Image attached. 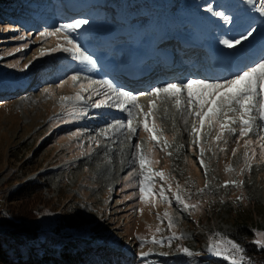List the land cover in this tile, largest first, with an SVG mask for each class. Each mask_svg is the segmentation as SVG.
<instances>
[{"label": "rangeland", "instance_id": "obj_1", "mask_svg": "<svg viewBox=\"0 0 264 264\" xmlns=\"http://www.w3.org/2000/svg\"><path fill=\"white\" fill-rule=\"evenodd\" d=\"M132 1L19 0L18 6L11 8L13 19L0 22V230L15 228L11 225L15 213L10 194L26 181L42 178L50 186L45 191L50 204L35 209L36 230L32 236L33 243L43 246L44 251L59 250L74 239H86L99 246L107 243L105 254L112 257L101 264H198L199 257L223 264H232L233 260L250 264L232 233L247 225L253 229L256 243H264V129L256 126L260 121L243 138L239 137L237 122L231 125L234 134L224 131L217 140L219 126H210L205 118L200 139L193 143L196 137L192 128L200 125L194 115L196 108L185 111V91L179 109L174 98L156 101L148 121L150 127L155 121L160 137L157 143L143 130V116L133 121L135 134L123 126L133 107L120 110L128 117L111 125L102 123L106 121L100 119L103 115L82 108L99 112L106 107L112 114L118 108L115 105L122 104L113 91L119 90L121 80L117 78L122 74L116 78L113 70L135 69L141 59L138 55L148 51V46L173 38L182 49L195 50L200 56L209 43L207 34L196 26L195 16L205 17L210 31L226 40L232 17L238 16L241 24L245 8L252 3L261 12L264 0H147V15L139 13ZM78 19L88 23L67 34L94 64L74 59L73 53L54 51L58 44L66 46L62 35L41 36ZM157 21L161 25L154 28ZM149 26L148 34L139 38ZM250 26L246 32L264 29V20L257 18ZM164 32L171 36L163 38ZM245 33L233 40L244 41ZM127 37L132 41H126ZM196 39L202 41L197 43ZM129 51L135 55L128 56ZM227 56L237 59L231 53ZM262 58L264 49L230 74L224 73L223 61L215 67L208 66L209 62L191 70L200 75L190 74L181 84L188 80L222 81ZM99 61L106 65V72L97 66ZM72 75L78 76L75 84L70 82ZM167 83H172L169 78L152 85L149 91ZM213 91L195 86L192 96L199 100ZM77 93L81 100L61 102V97L74 98ZM153 100L150 97L139 104L145 113ZM102 101L107 103L95 106ZM105 127L108 132L116 131V138L115 134L112 139L101 134ZM109 144L124 147L121 153H115L119 165L114 173L106 166L115 155L104 150ZM137 144L139 151L153 161L143 170L134 148ZM158 172L164 173L163 180L154 175ZM148 176L151 179H145ZM141 182L146 189L143 202ZM177 196L194 207L185 209ZM229 242L238 245L240 251ZM216 251L221 254L216 255Z\"/></svg>", "mask_w": 264, "mask_h": 264}, {"label": "snow or ice", "instance_id": "obj_2", "mask_svg": "<svg viewBox=\"0 0 264 264\" xmlns=\"http://www.w3.org/2000/svg\"><path fill=\"white\" fill-rule=\"evenodd\" d=\"M261 12L264 13V5L261 6ZM88 21L85 19L75 20L73 23L61 25L54 32H44L41 33V36H56L58 34L63 36V40L66 44L65 47L61 48L59 44L54 51H64L74 54V59L85 61L88 63L94 62L91 60L89 55H87L84 51L81 50L80 46L76 44L67 33L74 32L76 29L80 28L82 25L87 24ZM251 35V31L246 32L243 35V39H247L248 36ZM241 43L240 38H236L235 40H226L224 44L228 48H233L236 45ZM41 54H45L43 51ZM78 81V76L72 75L70 77V82L75 84ZM194 86L203 87L206 89H213L214 91L211 93L209 97L201 98L199 100L195 99L192 96V88ZM109 88H112V85H108ZM80 89L84 90L85 85L81 84ZM228 90V91H226ZM48 92V89H45ZM116 92L118 98L127 97L128 103L132 105L133 108L137 109L135 116H133L132 112L129 111V119L126 124L123 125L127 128L130 134L136 133V127L133 126V121L140 116H143L142 127L143 130L149 133L151 140L159 143L160 137L156 134V124L153 120L152 126H149L148 117L151 116L152 109L156 107V101L161 100V98L165 99H173L174 105L179 109L181 105V96L185 93L187 94L185 111L188 112L189 107L196 108L194 112L195 117L198 118L200 127L197 128L195 125L192 128V133L195 135L196 139L193 143H197L200 139L201 131L204 127L205 118H207L208 124L210 126L218 125L220 134L216 137L217 140L222 138L224 131L235 133V129L231 127V125L239 123V137L243 138L247 136L252 130L253 126L257 121H260L258 125L259 128L264 129V58L256 61L250 66L246 67L239 73H236L231 78L224 79L222 81L217 82H207L205 80H188L185 83L177 84V83H167L163 86L154 87L147 95L154 97L155 100L150 102V107L148 112H144L141 109L136 97L130 96L128 93L119 91L118 89H113ZM61 102L69 101L75 99L77 101L81 100L82 97L79 93L75 95V97L64 96L61 97ZM107 101H102L97 103L96 107H101L103 104H106ZM116 107L120 108L121 111L127 110L126 105L117 103ZM229 113H232L230 116ZM190 114V113H189ZM187 123V120H185ZM165 145H167V140L164 141ZM252 143L251 141H246V144ZM264 147V145H262ZM134 148L138 150V158L141 170L145 168L146 163H153L150 159L146 158V156L140 152V145H134ZM223 150V149H222ZM233 156L236 155V149H233ZM201 155V166H203V148L200 149ZM255 155V153H253ZM247 158V152L245 153ZM158 163V161H155ZM155 176H159L160 179H164V173L158 172L154 174ZM145 179H151V176L145 177ZM142 186L140 187V199L143 202L144 194L146 192L145 187L143 186V182H141ZM226 186V185H225ZM148 192L151 191V185H149ZM163 195V192H161ZM178 203L184 205L185 209L189 207H194V205H189L184 202L179 196L176 197ZM142 211V210H141ZM167 215V213H165ZM169 226H172L171 220H169ZM156 241H154L155 243ZM232 243V242H229ZM258 244L262 248H264V243L257 241ZM232 247L237 251H240L238 245L232 243ZM185 253H188L187 249H184ZM191 255V253H188ZM216 255H220L219 251L215 252ZM232 264H236V261L233 260Z\"/></svg>", "mask_w": 264, "mask_h": 264}, {"label": "bare ground", "instance_id": "obj_3", "mask_svg": "<svg viewBox=\"0 0 264 264\" xmlns=\"http://www.w3.org/2000/svg\"><path fill=\"white\" fill-rule=\"evenodd\" d=\"M232 2L233 0H228ZM252 3H250L247 8H245L244 17L242 18V23L239 24L237 22L238 16L232 17V21L229 22V25L232 26L230 32L227 34L226 40H233L235 36L238 34H243L247 30L250 29L251 23L256 20L257 18L264 20V13L260 12L259 10H256V8L252 7ZM160 7H158L159 9ZM195 19L197 20L196 26L201 29L202 32L207 34L208 37V43L206 46H208V49L201 50V55L199 56V52L196 53L195 50H187L182 49L183 46L180 45V43L173 38H170L169 40L165 39L163 42L155 43L152 47L148 46V51L146 55V52L142 55L139 54L138 56L141 57L137 61V65L133 71H128L124 69H118L113 70L115 73H113V76H119L120 74L129 75L132 72H135L137 76L143 77L142 80L144 82L134 85L128 81H124L122 83H125L129 88H131L135 93L134 94H145L149 93L150 91H147L149 88L152 87L154 84H159L163 80L169 78L172 83L178 82V84H181L184 78L190 76V74L196 76L200 75L198 70V66L206 65L210 62L208 66L215 67L220 65L223 61V70H225L224 73L230 74L235 73L236 69L240 65H244L245 63L253 61L256 57H258L262 50L264 49V29L261 28L259 31L254 29L249 36V40L244 39L240 44L236 45L233 48H228L225 44L222 38H218V36L213 34V31H210V24L203 16H195ZM170 22V21H169ZM169 24V23H168ZM151 25V24H150ZM154 28H159L161 23L159 21L155 22ZM170 26V25H169ZM149 27H146V29L142 30L139 33V38L142 36H146L148 34L147 29ZM155 33L153 35H157V31L154 30ZM163 38L170 37L168 33H161ZM119 35H116L117 37ZM133 36V35H131ZM128 42L132 41V37H127L125 39ZM134 40V39H133ZM200 40V39H199ZM198 39H196L197 43H199ZM196 43V42H195ZM192 48V47H191ZM187 50V51H184ZM102 54H105L103 50H100ZM87 52H90L88 49ZM186 52V53H185ZM134 51H129L128 56H134ZM228 53H231V55H234L235 61L231 59V57H228ZM192 55V56H191ZM137 56V57H138ZM193 59H192V58ZM210 59V61H209ZM233 61V62H232ZM97 66L103 68V72H106L108 69H106V65H104L101 61L97 63ZM194 68H196V71H191ZM99 71V70H98ZM190 72V73H189ZM189 74V75H188ZM118 79V78H117ZM157 86V85H156ZM195 86L192 88L194 89ZM153 89V88H152ZM151 97V96H150ZM149 97V98H150ZM121 102H122V97ZM126 105V104H124ZM130 107V106H127ZM84 108V107H83ZM82 110L86 112H90L93 115H103L102 120H106L102 122L104 125H111L114 122L121 120L122 118L128 117L127 113L124 112H117L115 114L107 113L106 107H102L99 112H92L90 108H84ZM127 111V110H126ZM131 112H134L136 114L137 109L133 108V110H130ZM90 119V118H89ZM100 128V127H99ZM97 128V131H99ZM102 129V128H101ZM101 134H106L107 136L112 139V136L115 134V138L117 136L116 131L114 132H108L107 128H103ZM119 142L115 143L118 144ZM115 144H109L105 146L104 150L106 152L115 154L116 152L121 153L124 150V147L115 146ZM101 152H99L97 155H100ZM104 157V156H102ZM99 158V156H98ZM116 154L110 158L109 162L107 163V169L111 171L113 169L112 173L116 172L115 170L118 167L119 160L116 159ZM119 170V168H118Z\"/></svg>", "mask_w": 264, "mask_h": 264}, {"label": "trees", "instance_id": "obj_4", "mask_svg": "<svg viewBox=\"0 0 264 264\" xmlns=\"http://www.w3.org/2000/svg\"><path fill=\"white\" fill-rule=\"evenodd\" d=\"M18 1L0 0L1 23L13 19L11 8L18 6ZM132 4H137L139 8L136 10H139V13L146 15L149 13L147 0H134ZM49 189L48 183L40 178L26 181L10 194L9 201L15 213L11 225L15 228L0 230V264H101L103 261L108 262L112 256L107 257L105 254L106 242L99 246L98 243L90 240L74 239L67 246L51 251H44L43 246L33 243L32 232L36 230L34 222L37 218L35 209L50 204V200L45 197V191ZM232 237L240 245L243 255L250 264H264V248L256 243L252 228L241 225L236 232L232 233ZM206 258L199 257L201 262L198 264L224 263Z\"/></svg>", "mask_w": 264, "mask_h": 264}]
</instances>
